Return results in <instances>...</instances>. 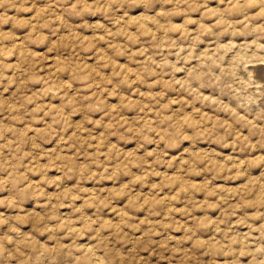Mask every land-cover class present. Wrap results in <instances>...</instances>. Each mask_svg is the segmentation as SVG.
<instances>
[{
    "label": "rangeland",
    "instance_id": "rangeland-1",
    "mask_svg": "<svg viewBox=\"0 0 264 264\" xmlns=\"http://www.w3.org/2000/svg\"><path fill=\"white\" fill-rule=\"evenodd\" d=\"M0 264H264V0H0Z\"/></svg>",
    "mask_w": 264,
    "mask_h": 264
}]
</instances>
